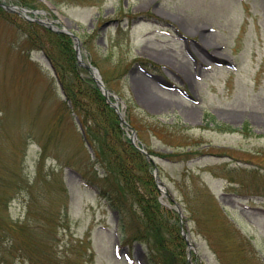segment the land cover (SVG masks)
<instances>
[{
  "label": "rangeland",
  "instance_id": "obj_1",
  "mask_svg": "<svg viewBox=\"0 0 264 264\" xmlns=\"http://www.w3.org/2000/svg\"><path fill=\"white\" fill-rule=\"evenodd\" d=\"M39 1L36 18L75 32L83 57L119 97L158 167L161 203L172 207V198L182 208L190 264H221L208 238L221 220L212 196L264 260V0ZM15 35L0 19V192L10 189L0 195V217L23 221L37 181L45 227L27 239L42 249L38 264H149L145 244L120 240L116 214L94 189L103 171L92 165L78 120L61 117L65 97L46 55L10 48ZM225 60L233 65L218 63ZM54 123L45 156L41 143ZM5 230L1 247L13 241ZM12 252L14 264H30Z\"/></svg>",
  "mask_w": 264,
  "mask_h": 264
},
{
  "label": "trees",
  "instance_id": "obj_2",
  "mask_svg": "<svg viewBox=\"0 0 264 264\" xmlns=\"http://www.w3.org/2000/svg\"><path fill=\"white\" fill-rule=\"evenodd\" d=\"M21 5L36 8V4L44 5L39 0H19ZM53 1L55 4L56 2ZM80 2H82L80 0ZM0 19L11 24L16 29L10 48H15L26 56L32 50H41L56 71V76L62 85L64 100L60 104L61 117L73 115L77 120L83 138L92 150V165L101 167L103 171L102 184L96 188L103 195L108 206L117 212L119 238L123 244L138 241L148 249L149 264H190L187 259V243L182 235V222L177 209L163 205L159 199V189L153 175L152 162L142 153L129 138L126 127L121 124L119 116L106 100L101 89L90 74L81 66L76 58L73 38L61 32H55L36 22L23 19L15 12L5 10L0 6ZM96 62L93 61V64ZM209 122H214L213 117ZM45 141L41 143L45 156L48 147L53 143L52 137L58 133L57 124H53ZM12 134V133H11ZM29 132L20 136L28 141ZM86 143V144H87ZM0 164V186L3 185L2 168ZM21 175H19L20 178ZM36 183V184H35ZM14 186L20 187V180H14ZM27 185V184H26ZM37 181L28 186L29 198L27 212L23 221L0 217V228L12 234V244L9 247L0 246V264H14L11 251L18 257L25 256L30 264H38L42 249L27 239L38 225L45 227L39 218L44 214L43 208H36V197L33 189ZM1 201L9 188L2 186ZM60 189L66 192V187ZM190 199L186 194L181 200L184 210H191ZM221 220L213 227L214 233L209 244L221 264H264V260L256 251L249 237H246L229 221L223 208L210 198ZM202 208L208 209L206 199L198 202ZM6 207V204H5ZM38 215V217H37ZM34 222L31 223L30 221ZM197 225H200L194 220ZM45 223V222H44ZM217 231V232H216ZM231 232L233 233L232 236ZM226 233V234H225ZM227 235V236H226ZM15 244V246H14ZM12 252V254H14ZM194 255V252H192ZM196 258V257H195ZM200 264H205L203 261Z\"/></svg>",
  "mask_w": 264,
  "mask_h": 264
},
{
  "label": "water",
  "instance_id": "obj_3",
  "mask_svg": "<svg viewBox=\"0 0 264 264\" xmlns=\"http://www.w3.org/2000/svg\"><path fill=\"white\" fill-rule=\"evenodd\" d=\"M4 8H6L7 10H10V11H15L17 12L18 14H20L21 16L27 18V19H30V20H36L38 22H40L41 24L57 31V32H65V33H68L70 35L73 36L74 38V47H75V50H76V53H77V59H78V62L80 65L82 66H85L87 68H89L93 78L95 79V81L97 82L98 86L100 87V89L102 90L103 94L105 95L107 101L110 103L111 106H113L117 113L119 114L120 116V120L121 122L125 123L127 126L129 125L125 119L123 118V114L122 112L120 111V108H119V102H118V96L113 94L108 88L105 87L104 85V82L101 78V75L97 69V67H95L94 65L90 64V63H86L83 58H82V55H81V51H80V40L78 38V36H76L72 31L70 30H67L65 29L64 27H58L53 20L51 19H48V18H32L29 16V12L30 10L26 9L25 7H22V6H18V5H15V4H4V3H0ZM33 12L35 13H42L44 14V11L43 10H34ZM111 96H113V98L115 99L114 101L110 98ZM130 138L132 141H136L137 140V136H136V132L133 128H131V134H130ZM143 151V150H142ZM147 156L152 159L148 154ZM154 175H155V179H156V182L158 184V186H163V183L162 181L160 180L159 178V174H158V170L157 168H155V171H154ZM176 206H177V209L178 211L180 212L181 216H182V211H181V208L180 206L176 203ZM186 238L188 237V234H185L184 235ZM188 242V245L191 247V243L189 241Z\"/></svg>",
  "mask_w": 264,
  "mask_h": 264
}]
</instances>
